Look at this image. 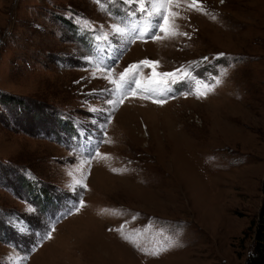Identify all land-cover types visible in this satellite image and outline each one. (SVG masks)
<instances>
[{
	"label": "rangeland",
	"instance_id": "obj_1",
	"mask_svg": "<svg viewBox=\"0 0 264 264\" xmlns=\"http://www.w3.org/2000/svg\"><path fill=\"white\" fill-rule=\"evenodd\" d=\"M197 3L173 7L178 34L133 43L131 26L160 19L138 3L0 0V264L246 263L264 196V0ZM143 60L175 76L141 65L137 95L106 103L97 64L118 79ZM97 144L108 159L83 163Z\"/></svg>",
	"mask_w": 264,
	"mask_h": 264
},
{
	"label": "snow or ice",
	"instance_id": "obj_2",
	"mask_svg": "<svg viewBox=\"0 0 264 264\" xmlns=\"http://www.w3.org/2000/svg\"><path fill=\"white\" fill-rule=\"evenodd\" d=\"M99 2L100 0H97V3ZM123 2L125 4L138 3L139 4L138 11L141 13H146L147 17L149 18L150 23H152L153 18L155 17L160 18V19L155 20V22L153 23V27L157 29V31L155 32L151 31V29L149 28L147 24L143 26H131L130 30L132 32L137 33L136 36L131 40V42L133 43L135 42L136 39H144L145 36H149V38L156 39V40L162 39L163 37H161L157 33H165V37L169 35L174 36L178 34L179 25L176 23V21L177 19L182 18V17L180 16V13L178 11L172 10L173 7L181 8L183 5H186L188 8H194L197 11H203V7L198 5L197 0H191V3H188L187 0H150V7L146 6L145 0H123ZM130 14L135 16L136 12L133 11ZM161 20L163 22H161ZM113 31L114 33L119 34L121 36L128 34L125 28H122L119 26L114 27ZM179 34L187 35L186 33H179ZM99 39L106 41L108 37L105 35V36L100 37ZM220 55L223 56L224 54L221 53ZM205 59H207V57H205ZM156 63L157 62L150 61V60H143V61H140L139 64H131L127 68H125L123 72L119 74L118 79H115L112 77L114 66L109 67L108 65L102 66L101 64H97L98 71H103L104 68H109L108 75L106 78L109 80L110 84L114 85V88L111 90H106V91H111L113 95L117 96V99L115 100L108 99L105 102L108 104H113V105L116 103L122 104L124 100L127 99L129 96L137 95V89L141 87V81L137 79L136 77L139 74V68L141 65L145 67H152L154 76L156 75H162L164 77H174L175 76V73H162V74L155 73ZM223 74H226V69L224 70V73H222V75ZM211 79L215 81L214 84H206L203 80H199V79L195 80L196 85H203L204 88L207 89V91H204V92L197 91L196 95L198 98L202 96H206L208 92L214 90L216 85L221 83V80L219 77H212ZM153 82L159 83V81H155V80ZM163 82L167 83V81H163ZM172 83L173 84L177 83V80L173 79ZM184 95H188V93H184ZM143 98H148V97H143ZM154 102L163 103L164 101L161 100V101H154ZM93 111H95V109H93ZM107 123H110V118L104 125H101L102 130L106 129ZM104 134L106 135V132ZM110 142L111 141L109 140L99 141V143H110ZM97 157H99L100 159H108V156L106 154H102L99 151L98 144L91 148L90 154L87 157H85L83 163L90 164L91 161L93 159H96ZM113 171H118V170L113 169ZM75 183L83 186L84 188L87 187V185L82 184V181L80 180H77ZM83 206H84V201L81 200L79 202V207H83ZM79 207L76 209V211H79ZM47 238H51L50 233L47 234ZM125 238L129 239V237H125ZM137 247H139V245H137ZM162 250H167V249H162ZM159 251H161V249H157L152 254L158 255Z\"/></svg>",
	"mask_w": 264,
	"mask_h": 264
},
{
	"label": "trees",
	"instance_id": "obj_3",
	"mask_svg": "<svg viewBox=\"0 0 264 264\" xmlns=\"http://www.w3.org/2000/svg\"><path fill=\"white\" fill-rule=\"evenodd\" d=\"M252 226L254 227L253 251L245 264H264V196L256 218L251 220L248 227Z\"/></svg>",
	"mask_w": 264,
	"mask_h": 264
},
{
	"label": "bare ground",
	"instance_id": "obj_4",
	"mask_svg": "<svg viewBox=\"0 0 264 264\" xmlns=\"http://www.w3.org/2000/svg\"><path fill=\"white\" fill-rule=\"evenodd\" d=\"M154 88V87H151V89Z\"/></svg>",
	"mask_w": 264,
	"mask_h": 264
}]
</instances>
